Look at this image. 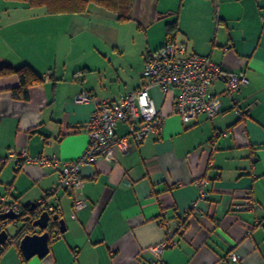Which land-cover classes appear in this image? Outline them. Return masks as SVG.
Here are the masks:
<instances>
[{"label": "crops", "instance_id": "crops-1", "mask_svg": "<svg viewBox=\"0 0 264 264\" xmlns=\"http://www.w3.org/2000/svg\"><path fill=\"white\" fill-rule=\"evenodd\" d=\"M174 21L186 54L209 57L247 85L227 97L216 82L221 113L187 125L171 113L170 97L151 90L165 116L160 133L127 155L116 150L114 162L99 158L82 168L87 208L75 210L77 197L63 190L49 200L66 229L50 239L45 257L25 260L14 241L23 223H0L9 238L0 264H153L148 249L167 236L176 246L157 264H264V228L255 225L264 219V0H134L132 20L123 24L93 4L83 14L48 15L0 0V59L43 78L19 101L11 93L18 78L0 77V207L32 208L57 185L61 164L88 145L92 111L142 87L145 52L165 44V26ZM84 91L93 98L76 103ZM236 108L247 109L244 119ZM116 133L124 136L127 127L119 124ZM21 148L57 162L7 158ZM199 180L207 197L194 213ZM247 196L257 207L238 210ZM232 251L238 259L227 258Z\"/></svg>", "mask_w": 264, "mask_h": 264}, {"label": "built area", "instance_id": "built-area-1", "mask_svg": "<svg viewBox=\"0 0 264 264\" xmlns=\"http://www.w3.org/2000/svg\"><path fill=\"white\" fill-rule=\"evenodd\" d=\"M145 81L141 88L120 95L114 101H102L92 111L86 125L88 145L81 156L72 161L63 162L57 174V185L53 187L38 203L50 216L58 215L59 208L50 204L49 200L59 190L71 193L77 198L73 208L82 210L87 208L88 202L83 193L84 180L81 170L84 166H91L97 159L107 162L116 161V150L121 155H127L133 144L140 145L148 136L159 134L165 116L161 109L155 106L151 90L158 89L163 96L171 99V113L180 118L185 125L197 120L201 115L213 118L221 113V103L218 95L213 91L216 82L224 84V95L230 97L241 87L247 85V79L242 75L225 73L209 57L188 55L184 46L175 41H166L157 50H147L144 55V67L140 72ZM93 97L86 91L75 98L76 103L89 102ZM239 119L247 115L246 108H236ZM119 124L127 127L124 136H118L116 128ZM18 162L48 166L57 162L49 155L29 156L25 148L16 151L11 149L8 157ZM0 159V168L5 164ZM205 182L199 180L196 186L199 189V198L191 206V211H199L198 201L207 197L203 191ZM3 199L1 203H3ZM238 210L250 211L257 207L250 197H245L237 206ZM12 209L18 217L27 218L23 207L17 204H5L0 207V214ZM4 224L0 225L2 227ZM256 226L264 228V219L255 222ZM176 244L167 236V239L149 248L154 263L161 261L162 251ZM236 251L228 254L229 259H238Z\"/></svg>", "mask_w": 264, "mask_h": 264}, {"label": "trees", "instance_id": "trees-1", "mask_svg": "<svg viewBox=\"0 0 264 264\" xmlns=\"http://www.w3.org/2000/svg\"><path fill=\"white\" fill-rule=\"evenodd\" d=\"M25 4L30 9H44L48 15H75L86 12L90 4L106 9L116 14L117 22L120 24L128 23L132 20V9L134 0H5ZM166 41H175L178 33L177 22L166 24ZM15 75L18 78L19 85L12 89L11 93L14 99L27 101L29 99V90L31 87L43 83V78L35 73L26 64H16L9 60L0 59V77H9ZM25 216L28 219L18 217L15 221L23 223L22 228L14 238L18 242L26 234H32L34 228L31 224L44 211L41 205L35 207L23 208ZM55 214H52V216ZM0 223H2L0 221ZM57 222L53 221L49 227L50 239H54L60 234Z\"/></svg>", "mask_w": 264, "mask_h": 264}, {"label": "water", "instance_id": "water-1", "mask_svg": "<svg viewBox=\"0 0 264 264\" xmlns=\"http://www.w3.org/2000/svg\"><path fill=\"white\" fill-rule=\"evenodd\" d=\"M33 207H35V205H33ZM17 218L18 216L12 209L0 214L1 222H16L15 220ZM25 219H28V217ZM51 220L57 222L60 233L65 232V223L58 215L50 216L47 211H43L31 224L32 228H37L41 233L26 234L18 241L19 249L25 260H30L33 257L43 258L49 253L50 233L48 226ZM8 240L7 231L1 229L0 246L5 245Z\"/></svg>", "mask_w": 264, "mask_h": 264}, {"label": "rangeland", "instance_id": "rangeland-1", "mask_svg": "<svg viewBox=\"0 0 264 264\" xmlns=\"http://www.w3.org/2000/svg\"><path fill=\"white\" fill-rule=\"evenodd\" d=\"M100 8V7H99ZM103 9V8H102ZM42 10V9H41ZM103 10H106V9H103ZM113 13V12H112Z\"/></svg>", "mask_w": 264, "mask_h": 264}]
</instances>
